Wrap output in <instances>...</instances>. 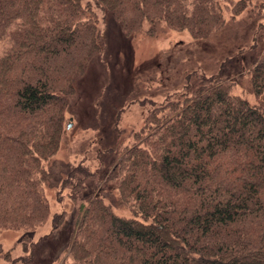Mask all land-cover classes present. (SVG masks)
Segmentation results:
<instances>
[{
	"label": "trees",
	"instance_id": "16d2710c",
	"mask_svg": "<svg viewBox=\"0 0 264 264\" xmlns=\"http://www.w3.org/2000/svg\"><path fill=\"white\" fill-rule=\"evenodd\" d=\"M92 1L126 37L146 23L149 35L163 24L194 39L220 29L232 2ZM246 3L229 8L231 18ZM101 49L81 0H0V229L34 232L49 215L45 191L67 187L85 202L69 220L59 264H264V51L250 70L258 104L217 75L199 76L152 107L92 186L95 172L55 156L75 81ZM110 182L112 203L101 191ZM118 204L130 216L115 213ZM19 260L33 264L31 255Z\"/></svg>",
	"mask_w": 264,
	"mask_h": 264
},
{
	"label": "rangeland",
	"instance_id": "374dc122",
	"mask_svg": "<svg viewBox=\"0 0 264 264\" xmlns=\"http://www.w3.org/2000/svg\"><path fill=\"white\" fill-rule=\"evenodd\" d=\"M238 1L232 0L224 8L225 22L220 29L194 39L163 24L149 35L146 23L140 32L126 37L111 14H103L92 0H81L94 13L102 49L75 81L55 157L95 172L92 186L100 182L98 179L103 183L117 151L132 142V133L142 126L152 107L179 98L199 76L217 75L233 84L234 95L258 104L250 70L264 51V0H245L246 8L231 18L229 8ZM112 184L101 186V191H108L110 203L118 200ZM70 194L67 187L45 191L49 215L34 232L0 229V264H22L19 259L30 255L33 264H59L71 233L69 220L85 202L72 199ZM112 209L130 216L125 206L118 204ZM62 213L64 226L51 232L54 215ZM42 236L48 241L36 246Z\"/></svg>",
	"mask_w": 264,
	"mask_h": 264
}]
</instances>
